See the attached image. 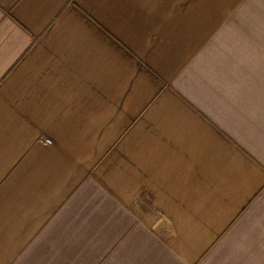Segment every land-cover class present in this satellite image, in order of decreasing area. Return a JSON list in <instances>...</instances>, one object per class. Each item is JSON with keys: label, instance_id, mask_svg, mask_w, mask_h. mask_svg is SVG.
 <instances>
[{"label": "crops", "instance_id": "obj_1", "mask_svg": "<svg viewBox=\"0 0 264 264\" xmlns=\"http://www.w3.org/2000/svg\"><path fill=\"white\" fill-rule=\"evenodd\" d=\"M0 264H264V0H0Z\"/></svg>", "mask_w": 264, "mask_h": 264}]
</instances>
